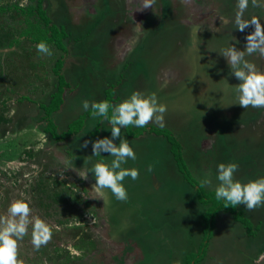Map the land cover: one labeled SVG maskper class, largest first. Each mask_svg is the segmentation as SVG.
<instances>
[{
	"label": "rangeland",
	"instance_id": "rangeland-1",
	"mask_svg": "<svg viewBox=\"0 0 264 264\" xmlns=\"http://www.w3.org/2000/svg\"><path fill=\"white\" fill-rule=\"evenodd\" d=\"M35 1L0 0V5L26 7L34 6ZM93 1L63 0L62 4L61 0H51L46 13L66 32H69L68 21L76 28L72 31L75 34L85 29L89 31L99 22L91 11L85 19L82 12L86 10H74L73 6L77 7L79 3L93 11L97 7L105 8L109 13L108 20L100 26L102 31L93 34L91 31L90 40L74 49L68 44L71 38L62 41L65 48L56 47V50L51 45V56L39 53L36 45L23 36L32 34L35 28L42 30L45 25L40 19H37L39 23L32 24L33 28L27 26L22 20L24 17L20 18L18 13L0 12V215L7 214L13 200H25L33 215L50 226L51 240L39 250L31 243L32 228L29 226L28 234L18 241V260L22 264H164L163 260L173 264L176 258L179 261L176 264H186V260L195 259V253L202 248L199 246L202 234L196 236L195 233H202L201 225L212 218L201 214L208 205L198 201L197 189L177 170L165 136L145 132L133 138L121 129V138L128 141L136 154L135 160L129 159L122 167L137 169L139 178L126 177L122 181L127 201L117 200L106 189L109 203L103 206V200L94 199L95 194L91 191L94 176L89 173L87 180L78 178L65 167L63 160L73 159L77 168L82 167L86 156L92 155L94 138L88 136L89 133L98 123L99 134L95 140L111 138L110 125L104 118L90 115L79 133L55 142L39 125L37 119L42 109L36 108V101L46 104L52 92L58 93V65L54 60L60 58L62 63L58 72L68 87H62V105L53 113L58 131L64 130L70 121L85 111L81 106L84 100L90 105L108 99L111 104H118L133 91H140L145 96L155 93L158 103L166 105L167 111L163 127L155 123L149 125L172 131L181 144L184 164L205 194H211L219 183L216 180L219 163H236L238 170L234 179L242 184L256 180L264 177V135L253 123L247 125L251 126L250 133H242V136L231 133L228 123H223L226 113L219 105L229 101L220 100L229 95L226 87L239 83L219 51L229 44L243 51L245 37L254 31V27L249 26L241 32L233 23L220 26L219 16L230 21L234 18L236 0H156L154 12L150 8L153 14L150 18L147 15L149 9L142 10L143 0H112L117 6L114 10L103 7L110 4L109 0L107 4V0H97L99 5L91 6ZM252 16H257L264 27V8L253 7L249 0L244 18ZM62 18L66 19L61 21ZM201 19L205 20L203 25L207 28L201 29L202 34L197 31L196 35L193 32L195 20ZM137 23L143 29L133 32ZM212 26L220 30L208 28ZM117 30L131 47L126 46L128 51L124 50L119 56H116L114 40ZM67 49L69 55H78L63 61L68 56ZM213 53L216 54L212 56ZM245 59L264 72V58L253 54ZM212 61L213 65L204 66ZM46 89L48 96L44 93ZM22 96L29 99L20 101ZM235 96L229 95L233 117L247 121L255 115H264V108L244 109L233 104ZM203 133L206 136L201 145L203 150H208L205 156L199 153L198 146ZM86 137L90 141L88 146L80 148ZM114 142L119 143V140ZM184 148L187 154L183 153ZM112 159L107 153L92 157L93 161L108 164ZM149 166L152 171H148ZM206 176L211 178L212 187L201 186L200 182ZM235 210V213L220 211L213 216L210 239L214 246L208 255L206 248L204 259L209 257L214 264H250L246 258L239 259L245 254L239 255L237 251L248 246V241L254 249L256 245L259 248L264 244V206L247 211L240 205ZM242 214L249 224L244 225L237 219ZM123 227H129V231H122ZM150 233H159L165 247L178 245L181 246L180 253L183 254V250L193 253L186 258L177 254V250L164 253L166 250L160 248L161 244L148 247L160 241L158 234L157 240L149 241L147 246L144 243L142 251L135 253L130 248L135 243L130 237L135 239L144 235L146 240ZM247 233H255V237ZM161 250L162 255L158 253ZM206 261L197 264L211 263Z\"/></svg>",
	"mask_w": 264,
	"mask_h": 264
},
{
	"label": "clouds",
	"instance_id": "clouds-1",
	"mask_svg": "<svg viewBox=\"0 0 264 264\" xmlns=\"http://www.w3.org/2000/svg\"><path fill=\"white\" fill-rule=\"evenodd\" d=\"M155 3L156 0H143L142 10L152 8ZM251 4L253 7L264 8V2L261 0H251ZM248 7L249 0H236V12L231 21L225 16H219L220 26L226 27L229 23H233L235 29L241 32L249 26L254 27V31L245 37L246 44L243 51L229 44L221 48L219 54L226 59L230 73L239 81L236 85H230L236 93L233 104H238L244 109L264 108V72L259 71L256 64L245 59L246 56L253 54L264 58V27L257 16L244 18ZM138 29H143L139 23L135 24L132 30L136 32ZM200 29L201 26H194L193 32L197 35ZM216 29L220 30V28ZM36 49L44 55H52L49 46L43 42L37 44ZM209 65L212 63H205L204 66ZM81 106L86 111L91 108L94 117H103L108 122L111 138L104 137L91 141L92 155L86 156L82 167L77 168L74 160L69 158H65L63 163L82 180H87L89 173L94 176L95 183L92 184L91 191L95 194L94 199L103 200V206L109 203L106 189L117 200L127 201V191L122 181L126 177H131L132 180L138 179L139 171L135 168L122 167L129 159L135 160L136 154L128 141L121 138V129L130 125L143 128L149 123L163 127L167 106L158 103L155 93L145 96L140 91H133L130 97L118 104H110L105 100L90 105L84 100ZM116 140H119V143H115ZM89 142L85 140L79 147L86 148ZM101 153L113 157L110 164L92 160V157H99ZM237 170L236 163L217 165L216 180L219 183L214 188L216 199L224 200L226 208L228 205L233 208L243 205L247 211H254L264 206V177L242 184L234 179ZM148 171H152L151 166ZM200 183L202 187H212V180L208 176ZM29 226L32 228L31 243L34 249L39 250L47 245L52 236L50 226L39 216L33 215V210L25 200H13L8 206L7 214L0 215V264H22L18 260V241L28 234Z\"/></svg>",
	"mask_w": 264,
	"mask_h": 264
},
{
	"label": "trees",
	"instance_id": "trees-1",
	"mask_svg": "<svg viewBox=\"0 0 264 264\" xmlns=\"http://www.w3.org/2000/svg\"><path fill=\"white\" fill-rule=\"evenodd\" d=\"M29 7H26V9L24 7H20L16 4H12V5H0V12H5L8 10H17L19 12L22 13H26V15H29L30 12H36V16L44 23V27L43 29H48V34L43 32L41 29H37L35 28V26H33L31 24L30 21H27L26 25L28 26H32L33 28H35L34 31H32V34H23L24 38L27 39L30 43L37 45L41 42L47 44L48 46L53 45L54 47H63L62 41H65V38L67 37V32L65 31L64 27H57L56 25H54L53 23H51L50 19L48 18L47 14H46V10L43 7V0H36L35 6L32 7L30 4L28 5ZM16 42V41H14ZM56 65H58V69L56 70L57 72V77H58V93H51L50 95V99L48 101V103L44 104L41 103L39 101L36 104V102H34L32 100L33 103H35L39 108L42 109V114L38 116V121H39V125L41 126V129L44 133H46L52 140H54L55 142H62L65 141L67 138H69L71 135L73 134H77L81 131L82 127L84 126V121L85 119L88 118V116L92 115V110L91 108H89L87 111L85 110L82 114H80L77 118H75L74 120L70 121L66 128L62 131H58L57 127L55 125V120H54V112L57 111L62 103V96H61V89L63 86L68 87V83L64 80L63 76L58 72L61 68V63H62V59L57 58L55 60ZM26 99V101L29 99V97L27 96H22L20 98V101ZM31 101V100H30ZM110 104H111V99L107 100ZM38 108V109H39ZM111 115V110L109 111V116ZM103 118V117H100ZM219 118V116H218ZM40 119V120H39ZM42 121V122H41ZM107 122V121H106ZM98 123L95 124L94 128L92 129V131L89 133L88 136H90L91 138H94L98 136L99 134V129H98ZM125 132L127 135L134 137H137L139 134L141 133H145V132H149L155 135H160L163 134L165 136V138L167 139V141L170 144V150L172 152L173 155V159L177 165V170L180 171V173L183 176V179H187V181L190 184L194 185V188L197 189V198L198 201L204 205H208L207 208L205 209V211L201 214L204 215H208L209 217H211L212 219H208L206 220L205 224L202 226V241L201 244L199 246H202L201 249L197 250V253H195L194 258H189L186 261V264H197L199 263L205 256V251L206 248H208V245L210 243V238L212 236V224H213V216L215 214H217L220 211H224L227 210L231 213H235L236 210L235 208H233L231 205H228L226 208V202L224 200H217L216 196H215V191H212L211 194H205L204 191L201 189V187L196 183V181L191 177V173L188 170V168L186 167V165L184 164V161L182 159V153H181V144L178 142V140L175 139L173 133L171 130L166 129V128H159L156 126H151L149 124H147L145 127L143 128H134L132 129L131 126H128L127 128H124ZM86 140H88V138L86 137ZM149 215H153L150 213H147ZM241 217L237 218L238 220H240L241 223H243L244 225L249 224L248 220L242 215H240ZM122 227V224L120 226V228ZM122 231L126 232L129 231V227L127 228H122ZM118 234V233H117ZM123 234H127V233H123ZM248 235H251L250 237H255V233H247ZM119 236V235H118ZM141 238L140 235H138L135 239H139ZM190 253L193 252H186L184 256H186V258L189 256ZM162 255V254H161ZM201 255V256H200Z\"/></svg>",
	"mask_w": 264,
	"mask_h": 264
},
{
	"label": "crops",
	"instance_id": "crops-1",
	"mask_svg": "<svg viewBox=\"0 0 264 264\" xmlns=\"http://www.w3.org/2000/svg\"><path fill=\"white\" fill-rule=\"evenodd\" d=\"M36 2V1H35ZM109 2H110V4L108 3V0H107V2H106V4L107 5H103V7H111V10H114L113 9V7H117L116 6V4L113 2L112 3V0H109ZM61 3L63 4V0H61ZM95 4H97V5H99V3L97 2V0H94L93 2H91V6H93V5H95ZM156 4V3H155ZM154 4V5H155ZM74 5V3L72 4V6ZM154 5H153V7H152V12H154V10H155V8H154ZM35 6V5H34ZM34 6H32V7H34ZM51 6V0H43V7L45 8V10L47 9V8H49ZM26 7H29V6H26ZM26 7H24L25 9H26ZM89 6H87V7H85L83 4H81V3H79V5L77 6V7H75V6H73V8H74V10H76V11H84V10H86L85 12H82V17H85V19H86V17H87V15H88V12L90 13V11L92 12V14L93 15H96L95 17L98 19V21L99 22H96V26L95 27H92L89 31L88 30H84V29H82V30H84V31H80V33L79 34H75L74 32L72 33V31L74 30V29H76V28H73L72 26H71V24L69 23V21L67 22V24H69L70 26H67L66 24V27H67V30L69 31V32H67V37L65 38V41H67V39H69V38H71L72 40H71V42L69 41L68 42V44H69V47L70 48H73L74 49V47L76 46V45H80L82 42H86V41H88V40H90L91 39V35L95 32V33H98V32H100V31H102L101 30V28H100V26H101V24L103 23V22H105V21H107L108 19V15H109V13H107L106 12V10H105V8H101V7H97V9H95L94 11L93 10H91V8H88ZM176 7V6H175ZM55 8H57V5H56V7ZM149 10H147V15L149 14V18L151 17V15L150 14H152L151 13V11H150V8H148ZM50 10V9H49ZM97 10V11H96ZM11 11H13V12H15V13H18L19 15H20V18L21 17H24V19H22L23 20V22L24 23H27V21H30L31 22V24H34V23H39L38 21H37V19H39L37 16H36V12H30L29 13V15H26V13H22V12H19V11H17V10H8V11H5V12H11ZM175 11V10H174ZM68 12V11H67ZM73 13H74V11H73ZM46 14H48V13H46ZM80 14V13H79ZM78 14V16H80ZM147 15H146V18H147ZM153 15V14H152ZM48 16V15H47ZM88 16H90V15H88ZM31 17H34V18H32L31 19ZM37 17V18H36ZM51 18H52V16H50ZM48 18H49V16H48ZM50 19V18H49ZM66 19V18H65ZM64 18H62L61 19V21H63V20H65ZM127 19V18H126ZM50 21H51V23H53L54 25H56L55 23H59L57 20H54L53 18L52 19H50ZM55 22V23H54ZM112 23V22H111ZM183 23H185L184 21H183ZM203 23H205V20L204 19H201V20H195V25L197 26V25H199V26H201V29H203V28H207L206 27V24L205 25H203ZM112 24H114V23H112ZM95 25V24H94ZM202 25H203V27H202ZM57 27H59L58 25H56ZM208 28H210V29H216V28H218V27H208ZM43 29V28H42ZM198 30V31H201V32H199L200 34H202V30ZM43 32H45V33H47L48 34V29L46 28V29H43L42 30ZM91 31H93L92 32V34H91ZM84 32V33H83ZM99 34H101V33H99ZM121 38V39H120ZM114 40H116V45H115V47H116V50H115V52L117 53V55L116 56H119L121 53H123V51L125 50V51H128L125 47L126 46H128L129 45V42H126V41H124V39H122V32L121 31H116L115 32V34H114ZM80 41V42H79ZM79 42V43H78ZM132 45V44H131ZM134 45V44H133ZM56 50H57V48L56 47H54ZM128 48H131V47H129L128 46ZM134 48V47H133ZM69 52H72V51H69ZM216 53H213L212 54V56H214ZM67 57H65V59L63 60V61H66V59H72V56H77L78 54H71V55H69V53H68V49H67ZM99 58H98V54H97V62H99V60H98ZM55 61V60H54ZM212 63V65H213V61L211 62ZM53 64V63H52ZM53 66H54V64H53ZM209 76H211V75H209ZM58 81V80H57ZM232 85H234V84H232ZM226 89H227V91L229 92V93H227V94H229V95H233V94H236L235 92H234V90H233V88L230 86V84H229V86H227L226 87ZM47 90L48 89H46L45 90V95L46 96H48V92H47ZM53 93V92H52ZM229 95H227V96H222L221 98H220V100H221V102L222 101H224V100H229V101H227V102H224V103H219V105H220V107H221V109L223 110V111H225V113H226V115H225V121L223 122L224 124L225 123H228V127H231V133H239V134H241V136H242V133L243 134H246V133H250V128H251V126H247V125H251V123H253V125L254 126H256L257 127V130L259 131V133L261 134V135H264V115H262V116H260V115H255V117H253L252 119H249V120H247V121H244V118H235V117H233V113H234V110H233V107H232V105H231V101H230V97H229ZM33 98V97H32ZM117 98V97H116ZM46 100H48V99H46ZM29 103V102H28ZM35 104V103H34ZM61 105H62V103H61ZM36 108L38 109L39 107L36 105ZM256 110V109H255ZM58 111V110H57ZM56 111V112H57ZM258 111V110H257ZM256 111V112H257ZM250 112V111H249ZM264 112V111H263ZM33 116V115H32ZM98 118H100V117H98ZM234 120V121H232V119ZM218 122H221V120L220 121H218ZM225 127V126H224ZM247 131V132H246ZM205 133V132H204ZM201 134V136L199 137V139H198V142L200 143H198V146H199V153L202 155V156H205V154H207V152H208V150H203V145H201V142H202V140H204V137L206 136V134ZM47 135V134H46ZM153 136L154 135H151V137L153 138ZM262 137H264V136H262ZM68 139V138H67ZM184 145V144H183ZM183 153H185V154H187L186 153V149L184 148L183 149ZM262 156H264V154L262 155ZM205 163H208V161H206ZM156 234H158V237L159 238H161L160 239V241L159 242H154V244H156V245H151V246H148V247H158V245H160L161 244V246H160V248L161 247H163L166 251L164 252V253H166V254H169V253H171V252H173V251H176L177 250V254H181V255H184L186 252H188V251H186V250H183V254H182V252L180 253V247L181 246H178V245H173L174 247H172V245H168L167 247H165V243H164V240L162 239V237H160V235H159V233H154V235L153 234H149L148 235V238L145 240L144 239V235H140V239H132L131 237H130V239L131 240H133L135 243H133V246H131L130 248H132V249H134L135 251V253H139V252H141L142 251V248L143 247H145V246H147L148 245V242L149 241H152V240H157L158 239V237H156ZM176 235H178V233H175ZM200 234H202V233H195V235L196 236H198V235H200ZM262 235H263V237H264V233H262ZM184 236V235H183ZM259 236H260V233H259ZM259 240V239H258ZM211 243H212V241H211V239L209 240ZM249 242V245L248 246H245V247H243V248H241V250H239V251H237V253L240 255V253H243V254H245V257H240L239 259H243V258H246L248 261H249V263L250 264H264V244L262 243L261 244V247L259 246V248L257 247V245H256V247H255V249H254V247L252 246V242H250V241H248ZM144 243H145V246H144ZM209 243V245H208V253H207V255L208 254H210L212 251H210V249L214 246V244L212 243ZM215 244H217V243H215ZM235 244V243H234ZM236 245H238L239 247H240V245L241 244H236ZM129 248V249H130ZM260 248H263V250L262 249H260ZM184 249H186V248H184ZM158 253H161V254H163L162 253V250H161V252H158ZM175 253V254H176ZM156 254V252H154V255ZM205 255H206V253H205ZM232 257H233V255H232ZM204 258H205V256H204ZM202 259L201 261L202 262H205V260H207L206 262H211L210 264H214L215 262H213V261H211L210 259L211 258H206V259ZM162 259H164V258H162ZM164 264H168L167 262H165V260H163L162 261ZM179 261L177 260V258H176V260H175V262L173 263V264H176V263H178ZM180 263H181V261H180ZM225 262H219V264H224Z\"/></svg>",
	"mask_w": 264,
	"mask_h": 264
}]
</instances>
